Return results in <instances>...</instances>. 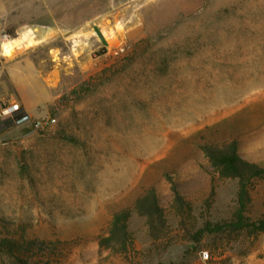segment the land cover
I'll list each match as a JSON object with an SVG mask.
<instances>
[{
  "label": "rangeland",
  "instance_id": "374dc122",
  "mask_svg": "<svg viewBox=\"0 0 264 264\" xmlns=\"http://www.w3.org/2000/svg\"><path fill=\"white\" fill-rule=\"evenodd\" d=\"M30 5L20 32L6 35L47 87L32 119L54 122L0 134V240H36L28 264H202V251L209 264H264V234L195 233L228 220L237 191L201 145L236 140L243 158L264 166V0ZM171 182L189 212L175 207ZM151 188L165 233L150 237L133 211L132 247L100 246L113 215ZM250 193L254 221L264 180ZM0 264L17 263L0 252Z\"/></svg>",
  "mask_w": 264,
  "mask_h": 264
},
{
  "label": "trees",
  "instance_id": "16d2710c",
  "mask_svg": "<svg viewBox=\"0 0 264 264\" xmlns=\"http://www.w3.org/2000/svg\"><path fill=\"white\" fill-rule=\"evenodd\" d=\"M11 123L0 121V130L6 129ZM201 150L210 166L220 178L234 179L237 182L236 204L228 220L221 222H205L203 227L195 233L200 238L203 232L240 235L242 233L257 237L264 234V214L252 221L248 216L251 206V187L254 181L264 180V166L243 158L238 151V142L231 140L222 145H201ZM174 193L173 202L180 213L190 211L191 207L177 190L176 184L171 182ZM143 216L150 237L157 239L165 233L167 220L164 209L154 188L137 198L132 209L115 213L110 222L107 234L99 239V245L126 252L133 245V238L128 227L132 212ZM36 240H18L3 238L0 240V252L13 257L17 264H28L26 253L31 252Z\"/></svg>",
  "mask_w": 264,
  "mask_h": 264
},
{
  "label": "crops",
  "instance_id": "0c3cea01",
  "mask_svg": "<svg viewBox=\"0 0 264 264\" xmlns=\"http://www.w3.org/2000/svg\"><path fill=\"white\" fill-rule=\"evenodd\" d=\"M5 1H8L6 3ZM28 1V4L26 2ZM31 0H0V34L20 32L19 18L30 16L25 10L30 9ZM12 48L3 51L0 44V105L18 101L31 116L37 115L38 107L49 100L47 87L40 82L39 71L27 53L18 52L22 45L11 42ZM10 127L0 130L7 132Z\"/></svg>",
  "mask_w": 264,
  "mask_h": 264
},
{
  "label": "built area",
  "instance_id": "2783aa9c",
  "mask_svg": "<svg viewBox=\"0 0 264 264\" xmlns=\"http://www.w3.org/2000/svg\"><path fill=\"white\" fill-rule=\"evenodd\" d=\"M0 44L3 51L11 49V42L6 34H0ZM7 120L11 124L31 125L33 130H44L54 122L53 118H38L33 120L32 117L23 109L18 101L6 102L0 105V121ZM202 264H209V253L202 251L200 254Z\"/></svg>",
  "mask_w": 264,
  "mask_h": 264
}]
</instances>
